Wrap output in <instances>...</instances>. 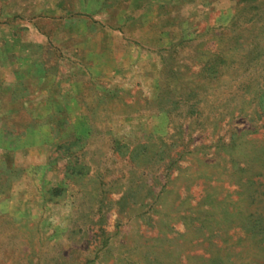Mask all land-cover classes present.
Segmentation results:
<instances>
[{"label":"rangeland","instance_id":"374dc122","mask_svg":"<svg viewBox=\"0 0 264 264\" xmlns=\"http://www.w3.org/2000/svg\"><path fill=\"white\" fill-rule=\"evenodd\" d=\"M14 21L0 264H264V0H0L4 82Z\"/></svg>","mask_w":264,"mask_h":264},{"label":"crops","instance_id":"0c3cea01","mask_svg":"<svg viewBox=\"0 0 264 264\" xmlns=\"http://www.w3.org/2000/svg\"><path fill=\"white\" fill-rule=\"evenodd\" d=\"M18 27L14 21V66L10 67V68H14V72L13 75H17L18 77L14 80V77L12 79V81L9 82H4L3 79H1L0 81V92H4V91H9V93L11 92L12 95V100L13 103L14 102H19V103H31L34 104V97L36 96V94H34V92L36 93L35 90H39L42 87L47 86L46 88H49L48 86H51L50 81L48 80L47 77V67L45 62H43L42 60H39L37 63L34 64V66L36 65V73L38 74L37 77L28 75L27 70L24 68V64H20L18 62V56H19V51L21 53V49L19 48L18 45ZM33 32H35L36 34H44L43 31H41V29L36 28L35 26H32V28H30ZM5 65H2V67ZM10 66V65H7ZM27 67V66H26ZM20 90H26V95H21L20 96H15L16 92L20 91ZM60 98H62V96H59ZM11 99V98H10ZM9 99V100H10ZM2 104H0V109L2 108ZM31 113H36V114H40L39 111H31Z\"/></svg>","mask_w":264,"mask_h":264},{"label":"trees","instance_id":"16d2710c","mask_svg":"<svg viewBox=\"0 0 264 264\" xmlns=\"http://www.w3.org/2000/svg\"><path fill=\"white\" fill-rule=\"evenodd\" d=\"M263 185V184H262ZM264 188V187H263Z\"/></svg>","mask_w":264,"mask_h":264}]
</instances>
